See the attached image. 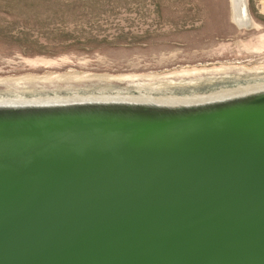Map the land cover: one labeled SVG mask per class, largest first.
Segmentation results:
<instances>
[{"label":"water","instance_id":"water-1","mask_svg":"<svg viewBox=\"0 0 264 264\" xmlns=\"http://www.w3.org/2000/svg\"><path fill=\"white\" fill-rule=\"evenodd\" d=\"M0 264H264V61L0 91Z\"/></svg>","mask_w":264,"mask_h":264},{"label":"rangeland","instance_id":"rangeland-1","mask_svg":"<svg viewBox=\"0 0 264 264\" xmlns=\"http://www.w3.org/2000/svg\"><path fill=\"white\" fill-rule=\"evenodd\" d=\"M247 3L250 28L232 0H0V91L211 80L258 64L264 0Z\"/></svg>","mask_w":264,"mask_h":264},{"label":"bare ground","instance_id":"bare-ground-1","mask_svg":"<svg viewBox=\"0 0 264 264\" xmlns=\"http://www.w3.org/2000/svg\"><path fill=\"white\" fill-rule=\"evenodd\" d=\"M232 3H233V16L234 18H236L237 20H240L241 18H243L244 16V10H243V14H241L240 11H242L241 7H243V4L241 3V0H232ZM240 12V13H239ZM81 76V75H80ZM151 76H147V77H144L145 78H148ZM171 77V76H169ZM43 79V78H42ZM137 79V80H136ZM157 79V78H156ZM167 79V78H166ZM109 80H113V81H127L129 83H137V81L139 80L137 77L133 78H128V77H115V78H109ZM20 84V83H19Z\"/></svg>","mask_w":264,"mask_h":264}]
</instances>
